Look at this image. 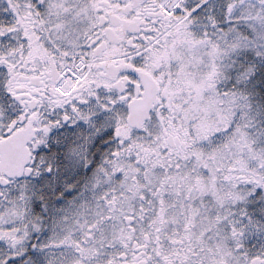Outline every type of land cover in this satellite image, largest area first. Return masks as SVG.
I'll return each mask as SVG.
<instances>
[{
    "label": "snow or ice",
    "instance_id": "snow-or-ice-1",
    "mask_svg": "<svg viewBox=\"0 0 264 264\" xmlns=\"http://www.w3.org/2000/svg\"><path fill=\"white\" fill-rule=\"evenodd\" d=\"M0 264H264V0H0Z\"/></svg>",
    "mask_w": 264,
    "mask_h": 264
}]
</instances>
